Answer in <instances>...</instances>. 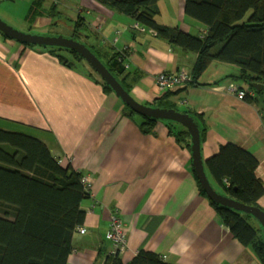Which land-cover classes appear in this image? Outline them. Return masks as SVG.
Returning a JSON list of instances; mask_svg holds the SVG:
<instances>
[{"label": "crops", "instance_id": "crops-1", "mask_svg": "<svg viewBox=\"0 0 264 264\" xmlns=\"http://www.w3.org/2000/svg\"><path fill=\"white\" fill-rule=\"evenodd\" d=\"M157 6L159 24L193 35L205 31L203 24L184 14L181 0L180 5ZM38 7L44 13L34 18L31 29L71 35L81 16L86 28L79 38L89 48L102 54L125 50V84L131 86L132 97L145 105H153L168 91L158 88V74L192 69L195 54L151 37L131 17L94 0H42ZM53 7L57 14L51 18L45 12ZM164 12L167 23L160 17ZM66 16L72 22L70 29L60 24ZM87 73L63 66L48 50L0 33V128H27L61 166H71L90 182L89 195L81 202L85 232L74 235L66 264H104L113 251L105 235L114 215L126 226V243L119 251L124 263L144 249L169 264H260L200 194L190 147L180 145L163 120L156 122L153 133H142V118L125 116L121 100L105 93L95 76ZM237 73L235 65L211 62L198 85H177L169 89L167 100L178 111L203 114L204 161L221 144L238 145L258 160L255 172L264 186V99L240 80L223 79ZM230 85L249 92L258 102L238 98ZM172 127L179 131L184 126L173 123ZM257 204L264 210V194Z\"/></svg>", "mask_w": 264, "mask_h": 264}, {"label": "trees", "instance_id": "trees-1", "mask_svg": "<svg viewBox=\"0 0 264 264\" xmlns=\"http://www.w3.org/2000/svg\"><path fill=\"white\" fill-rule=\"evenodd\" d=\"M94 1L131 17L145 31L152 33L151 37L166 42L170 47L195 54L190 78L186 82L188 85H198V78L215 61L238 67L237 74L227 75L223 79L240 80L255 93L263 91L264 0H181L184 14L204 25L205 31L195 35L177 26L159 24L156 21L158 0ZM41 2L31 0L27 14L29 23L44 13V9L38 7ZM45 13L51 18L57 14L54 7ZM83 28H86L84 18L78 16L73 23L72 38L77 40ZM24 45L48 50L70 69L76 68V62L85 61L71 49ZM89 49L130 93L131 86L125 84L128 77L125 74L126 51L102 54L93 48ZM98 77L93 79L103 91L112 93L110 87ZM253 83L261 84L262 87L256 90L252 87ZM171 94L172 91L168 89L149 106L173 108V104L167 100ZM246 98L258 102V98L247 92L243 99ZM123 106L125 116L138 115L125 104ZM183 112L188 113L196 123L201 143L207 128L203 114L189 109ZM139 116L142 118L140 131L144 134L153 133L158 119ZM166 122L169 134L180 145L189 148L190 134L187 129L183 127L182 130L174 131V122ZM257 165L258 160L252 153L230 142L221 144L218 151L204 161L207 176L220 189L219 192L255 207H259L257 201L264 194L263 183L255 172ZM192 172L198 183L193 168ZM81 177L82 174L71 166H61L59 159L51 154L39 138L0 128V264L67 263L68 255L73 250L74 235L84 229L85 211L81 202L89 192L84 188ZM198 187L200 194L207 198L199 183ZM208 201L232 236L243 246L249 247L260 264H264L263 230L258 221L247 213ZM104 264L169 263L162 256L141 249L126 263L121 260L118 251H112Z\"/></svg>", "mask_w": 264, "mask_h": 264}, {"label": "water", "instance_id": "water-1", "mask_svg": "<svg viewBox=\"0 0 264 264\" xmlns=\"http://www.w3.org/2000/svg\"><path fill=\"white\" fill-rule=\"evenodd\" d=\"M0 33L6 38L18 41L22 44H32L39 46H56L71 49L79 54L85 62L93 69L97 75L110 87L112 93L118 97L123 104L128 106L133 112L141 116L151 117L163 121H173L184 126L190 134V154L193 171L196 175L201 189L207 198L216 204L244 212L258 221L263 230L264 245V211L259 207L245 205L240 201L232 199L222 192L216 190L211 184L205 171L204 160L201 154V143L199 130L193 118L186 112L178 111L174 108H160L145 105L132 97L115 78L114 75L105 67L101 60L81 41L73 38H66L62 35H45L22 32L10 26L0 18ZM259 90L261 84H252Z\"/></svg>", "mask_w": 264, "mask_h": 264}, {"label": "rangeland", "instance_id": "rangeland-1", "mask_svg": "<svg viewBox=\"0 0 264 264\" xmlns=\"http://www.w3.org/2000/svg\"><path fill=\"white\" fill-rule=\"evenodd\" d=\"M65 1L67 2L68 0H65ZM75 1H77V0H70L71 3H74ZM30 5H31L30 0H0V18L4 22L9 24L10 26H12L15 29L20 30L22 32H29V33H34V34H44L40 31H38L36 28L31 29V24L27 20V14H28V10H29ZM66 5L69 7H72L71 4H69V3ZM156 5H180V0H158ZM67 13L71 14L70 11H67ZM160 17L164 18V20H166L164 22H166V23L169 22L166 19L167 14L165 12H164L163 16H160ZM66 18H67V16L62 20V22L60 24L63 25L66 29H70L72 27V24H71L72 22H71V20H67ZM45 35H53V36L62 35L66 38H72L73 37L71 35H68L67 33H63V34L56 33V31H54L53 29L49 33H46ZM77 40H81V39L77 38ZM75 67L79 71H83L84 69H86L90 73H92L95 77H98L91 70L90 66L85 61L76 62ZM257 95L260 99H264V89L261 93H257ZM262 108L264 110V104H263ZM135 116L140 117L139 115H135ZM164 122H166V121H164ZM174 123H176V122H174ZM17 128L20 129L21 131H19V130H16V131L29 134V133H27V132H29L27 128H23V127H17ZM4 129L10 130V129H6V128H4ZM12 131H15V130H12Z\"/></svg>", "mask_w": 264, "mask_h": 264}, {"label": "built area", "instance_id": "built-area-1", "mask_svg": "<svg viewBox=\"0 0 264 264\" xmlns=\"http://www.w3.org/2000/svg\"><path fill=\"white\" fill-rule=\"evenodd\" d=\"M190 78L189 72L184 69H180L176 73H160L156 77V84L160 90H168L177 85L186 83ZM229 90L235 92L237 97L243 99L247 91L239 90L236 86L230 85ZM249 94V92H247ZM81 181L86 190L90 188V182L88 177H81ZM85 230L81 229L80 233H84ZM106 239L112 243L113 252L120 251L124 248L126 243V226L124 222L116 215L111 217L109 229L105 235ZM164 258V257H162Z\"/></svg>", "mask_w": 264, "mask_h": 264}, {"label": "clouds", "instance_id": "clouds-1", "mask_svg": "<svg viewBox=\"0 0 264 264\" xmlns=\"http://www.w3.org/2000/svg\"><path fill=\"white\" fill-rule=\"evenodd\" d=\"M238 88V87H237ZM240 90V89H239Z\"/></svg>", "mask_w": 264, "mask_h": 264}]
</instances>
